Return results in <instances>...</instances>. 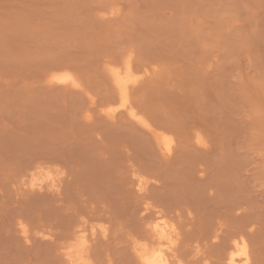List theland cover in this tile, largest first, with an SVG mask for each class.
<instances>
[{
    "label": "rangeland",
    "instance_id": "rangeland-1",
    "mask_svg": "<svg viewBox=\"0 0 264 264\" xmlns=\"http://www.w3.org/2000/svg\"><path fill=\"white\" fill-rule=\"evenodd\" d=\"M202 1H203V3H202ZM199 7H201L200 8L201 9L200 15L198 14L199 20L196 19V17H194L192 22L191 21L189 22V23H192L190 25V27L188 26L189 23H187V21H189V19H185L183 21V24L184 23H185V25L188 24L186 26H187V31H188L189 35H186L187 32L185 29V25H183V26L180 25L181 28L179 26L180 30L182 29L181 30L182 32L179 30L178 33L177 32L175 33V31H173L172 27L170 26L171 24H169L166 27H164L167 29L166 31L163 28V30H161V32L163 31V33H159L160 31L156 32L158 30V28L156 30V29H153L152 27H149L150 25L153 26L151 23H149V21H148L149 26H147L148 29L145 28L146 25H142L143 23H141V24L139 23L138 24L139 30L137 29L138 34H137V32H135L136 31V29H135L134 35H133V36H135L137 34L138 37L142 38V43H145L144 45H147V47L145 46V49L149 47V49H151L152 51L154 50L153 51V52H155L154 58L150 56V54L153 55L152 51L150 52L149 55L145 51V54L148 55V57L145 56L146 60L151 61L154 59L153 61H155V59L156 60L159 59V60H157L158 64H157V61L155 63L153 61H151V63L153 65L150 62L148 63V61H147V64L149 66L152 65L151 67L156 65L154 67V70L160 69L159 67H157V65L161 66L162 64H165V62L162 60L160 62L161 56H160V54L158 56L157 55L158 53L167 54V55H164L163 58H165L167 56L171 57L172 61L174 62V63L171 62L172 64H175L176 54L178 57L181 56V59L179 57L180 61L177 60L179 64H177V61H176V64L172 65L173 69L171 68V66H169L170 62L168 61V59H166L168 61V64H165L166 68H165V65L164 66L162 65L163 67H161V69H160V72H161L160 74L167 72L168 75L165 73V75L163 74L161 76L159 74V71H158L159 76L157 77V81H159V86H160L159 89H158V87H157V89L155 87L152 90L151 89L152 86H151L150 90L149 89L147 90V88H145V90H144L145 98L147 100V104L149 103L148 107H149L150 111L153 113L152 114L150 112V114H152V119L153 120L155 119L154 121H156V122H160V120L162 121L163 118L166 117V115H167L166 118H168V120L165 119L166 120L165 122L168 123V125H169V123L172 122L171 121L172 118L175 119V116H176V121H177V117L180 115L179 116L180 118L178 119V121L180 119H181V121L178 122V124L174 120L173 121L175 123L172 122L175 126V129H177L178 125L183 124L184 128H183V125L180 126V128H183V130L185 129V130H187V132H189V131H191L190 129H193V127H196V125L194 124V120H195L197 127L199 126V128H202V130L204 129L207 132L206 135L208 136V138H207L208 140L211 139L212 137H214L215 140H217V138H218V140L216 142L213 139H212L213 142H212V140H211V143L209 142L208 146H209V148H210V146H212V152H214V153H213V155H211V153H210L211 156L206 158V160L208 161L211 159V157H215L211 161V162H213V167L215 169L213 168V170H212V164H211V162L209 164V161H208V164H209L208 171L204 172L203 173L204 175H201L200 173H196V176H195V172L193 171V169L195 168L194 165H196L195 159L198 160L199 158H198V152H195V151H197L196 147L192 146V144L190 146H191V148L193 147V149H191L190 147L188 148L189 150H188L187 156H182V154L179 150L177 152H175V150H174L172 152L173 157L171 156L172 158L170 157V159H168L169 161L165 162L162 159V157L157 154L158 152H155L154 150L152 151L151 148L150 149L148 148L149 144H147L146 150L141 148V147L138 148L134 145H131V147L129 146L130 148H132V150H129L128 147H125L122 145H120V147H119L120 140L122 139L121 138L122 134L126 135V134H128V131L130 132L132 129L128 124L127 125H128V128H130V130L127 127L123 128L122 126L124 125V123H122L123 124L122 126H121V123H117V125L121 126V128L119 126L116 127L115 124L114 125H112V124L108 125L107 130L108 131L110 130L112 132L111 134L108 133V135H110V137H112V138L107 136V138L106 137L105 138H106V141L108 143H106V141L100 142V139H102V137L99 136V134H97V133L95 134V132H93L94 128L91 126H94L95 122H97V121H99V123H100V120H103V118L100 115H99L100 116L99 117L98 112H96V110H95V112L93 113L94 114V119H93L94 122L92 125H88V123H85V121L82 119V111L88 106V102H89L88 101L89 99L87 98V96L83 92H81L80 90L75 89V88H71V87L65 88V87L60 86V85H49V83H46V80L44 82L45 72L48 71V68L53 67V66L54 67L57 66V67H59V68H57V70H59V69L61 70L60 67H63V68L66 67L65 69H70L74 74L76 73L75 75L78 77L80 82L82 84H84V86L87 87L88 90L91 87L89 92L90 93L92 92V94H95L98 101H99V99H102V101H103L105 98H108V97L111 99L112 97H110V96L106 97L103 94L105 92L103 90V89H105V87L102 86V85H104V86L106 85L107 88L109 86H111L110 83L107 84L109 81H106V78H105L106 74L104 75V73H105L104 68H105L107 59H108V57L111 56L110 52H113L112 54H114V52L118 50V54H119L120 50L118 48H121L123 43L127 47L128 46L127 44H129L128 41L129 42L131 41V40H129V38H131L129 36V34L127 35L126 32L121 30V29H123L122 27H119L120 31L118 30L117 25H119V24L115 23L117 27H115V25H113L114 23H112V22L110 25L108 24L109 22L107 24L102 23L103 25H101L100 24L101 22L99 23V22L95 21V18L93 16L92 12L89 13L88 8L80 5V3H78L77 0H62V1L61 0H25V2H24V0H0V91H1V95H0V116H1L0 117V124H1V126H0V141H1L0 142V153H1L0 158L2 155L1 161H2V164H4V161H6V159H4V161H3V157H6V158L9 157L7 160V163L6 162L5 163L7 164L8 167L10 165V167L8 168L7 166L4 167L5 166V164H4V166H3L4 170H1L2 167H1V161H0V171H1L0 172L1 173L0 182H1V180H3V183L2 182L0 183V184H2L0 187V213H1L0 214V218H1L0 219V242H1L0 243V250H1L0 251V261H1L0 264H63V262L61 261L59 255H58L59 251H57L56 247H57V245L62 243V240H63V239L61 240L62 237L65 240V238H66L65 232L67 233L69 231L70 222L72 223V220L74 221L76 216H80V214L83 216L84 215L89 216L90 214H91V216L92 215L96 216L97 213L99 215V216L97 215L98 218L96 219V217L94 218L92 216L93 219L90 220L91 226H95V225L98 226L99 225L98 223H101L102 219H105V217H108L111 215L113 216V217L112 216L111 217L114 219V222L111 224V225H114L112 227V230L114 231V232L112 231L113 234L111 232L112 239L109 236L110 234H108V236L105 237V240L103 241L102 239H104V237H102V235L100 236L99 235L100 233L98 234L99 238L97 239V241L101 240L102 245L107 247V248L104 247L106 250L105 254L109 255L106 258L105 262L108 261V263H106V264H109V262H111L110 264H127V263L128 264H138L132 250H130V248H129L130 245L128 244V242H131V240H132L131 237L137 238L138 236H140L139 232L141 233L142 236H145L146 230H145V223H143L144 221L141 219V217H142L141 207L143 205V202H142V204L140 203L142 200L138 197L137 191L134 189L135 185L133 186V184H132L134 182H131V184L129 182V181H131V179H129V177L131 178L132 174H133L131 164H133L134 162L137 163L136 164L137 166H135L134 168L137 171H139L140 173L143 172L144 176L146 174V176H145L146 178L151 179L152 176H155V178H158V181L160 179L159 184H161V185L164 184V186H162V188L153 187L154 186V184H153L151 186V189H149V191H148V193L151 192V195L157 196L156 193L159 192L158 193V196H159L162 189H163L162 192L167 194V193H169L168 191H170V189H171L170 192L173 191L175 193V191H177L176 195L181 197L184 195L185 192L182 195L181 192L179 193V190L180 191L182 190V192H183V190H185L184 187L188 186V189L186 190L188 195L185 196L187 194L186 193L183 197L187 198L189 196V193H190V194H193L194 198L196 197L195 199H197L199 201L198 202L196 200L197 203L200 204V205L198 204V206H197V204H194L195 200L193 201L192 199L190 200V203L183 204L182 206H180L183 209L181 212H183L185 208H186L185 211L188 210V208H189V210L187 211L188 213L187 212L185 213V211L183 212L184 215L182 216V219L181 218H179L178 220L176 219V221L180 227V232H181V235H180L181 241L179 240L181 243H178V245L181 246L182 248H184V245L186 244L187 239L191 240V241H188L189 246H186L188 244V242L185 245L186 248H188V250L190 251V253L185 248L187 254L185 253V255L182 256V258L184 259L186 264H221L222 262L220 261V259H218L219 261L218 260L216 261V259L219 256L221 257V254L223 253V251H224V255H225L226 245H227V242H229V243L231 242L230 237L233 235L232 232L234 231V233H235V231H238L239 228L241 230H243V234H245L248 237L247 240L250 243L249 246H250V250H251L252 264H264V261H263L264 260V0H201V1H199ZM144 11H145L144 9H141L140 13H142ZM91 16H93V18ZM195 16H197V15H195ZM55 26H56V28H55ZM108 26H109V28H108ZM141 26H142V29H141ZM168 26H170L169 29H168ZM31 27H32V29H31ZM194 27L196 29H194ZM215 27H216V29H214ZM217 29H218V31H217ZM117 30H118V32H117ZM130 31H129V33L132 36V33ZM121 32L124 34H121ZM127 32H128V30H127ZM150 32L151 33L153 32V33L151 34ZM180 33H184V34L186 33L185 34L186 37H189V38L188 39L186 37H184L183 39L180 38V35H181ZM173 34H174V36H173ZM217 34H218V36H217ZM125 35H127V36H125ZM168 35H169V37H171L170 40H169ZM176 35H179V36H176ZM190 35H192L191 38H190ZM117 37H118V39H117ZM122 37H123V39H122ZM147 38H148V40H147ZM172 38H173V40H172ZM179 39H181V42H183V40H185V42H186V40H187V42H193V44L187 45V46H189L188 49L191 48L192 55H190L191 52L189 53V51H187V49H186V51H187L188 55L187 56L183 55V54H186L182 48L183 46L180 47V46L176 45V43H175V45L177 47L173 43H171L172 45H170V43H169L170 41L175 42L177 40V42H179ZM190 39H191V41H190ZM146 40H147V42H146ZM157 40H158V43H156ZM206 41L208 42L207 44H206ZM4 42H5V45H4ZM126 42H127V44H126ZM198 42H200L201 44ZM204 42H205V44H204ZM154 43H155V45H154ZM167 43H168V46H167ZM219 43H220V45H219ZM163 44H164V47H163ZM199 44L201 45V48L204 51L207 50V45H208V50L210 53L209 54L208 50H207L208 61L211 59H214L213 56L220 55L219 56V59H220L219 64H217L215 66L213 65L212 67L208 66V64H207V65H204V67H205L204 69L202 68L200 70L193 69V67L190 66L189 64L191 62L190 60H192V62H191L192 65L195 63V61L193 59V55L196 56L195 52L199 49L202 50L200 47H198ZM212 44L215 45L216 47L214 48V46ZM113 45H114V47H113ZM125 45H124V48H125ZM185 45H184V48H185ZM190 45H193V46H190ZM202 45L205 49L202 47ZM218 45H219V47H218ZM5 46H6V49L8 51L5 49ZM36 46H37V48H36ZM173 46L175 49H172ZM211 46H213V47L211 48ZM193 48H194V50H193ZM210 48L213 50L212 52H211ZM220 48H221V50H220ZM149 49H147L148 53H149V51H148ZM170 49H172V51L175 52L176 54L171 52ZM163 50L165 51V53ZM182 50L184 52H182ZM179 51H180V53H179ZM95 52H96V54H95ZM214 53H215V55H211ZM107 54H109V56ZM210 55H211V57H210ZM114 56H116L115 57L116 61H115V59H113L114 57H110L111 60L113 59V62H117V60L119 61V57H118L119 55L117 56V52H116V55L114 54ZM155 56L158 58H156ZM187 57L189 58L190 62L188 61ZM31 58H32V60H31ZM58 58H59V60H58ZM95 59H96V61H95ZM105 59H106V62H105ZM185 61H186L187 65L189 66V68L186 66ZM196 61H197V59H196ZM220 61H222V62H220ZM102 62H105V63L102 64ZM182 62H184L183 64H185L184 67L182 66L183 65ZM167 65H168V67H170L169 69H167ZM180 65H181V68H179ZM77 66H78V68H77ZM173 66H175L176 68ZM217 66H219L218 69H217ZM197 67L199 68V65H197ZM73 68H74V70H73ZM155 68H157V69H155ZM185 68H187L186 71H185ZM212 69H213V71H211ZM190 70H191V72L194 70L195 74L194 73H190L191 75L189 73L187 74V72H189ZM202 70H208V71L205 72ZM103 71H104V73H103ZM150 71L152 73V74H150L151 75L150 77H152L154 75L155 71L154 72L152 70H150ZM173 71H174V73H173ZM196 71L198 73L197 74L198 76L196 75ZM17 72H18V74H17ZM176 72L178 74V75L176 74L177 76H175ZM10 73L13 75L12 76V77H14L13 79H12V77H10V75H11ZM181 73L184 75L185 79ZM199 73H201V74L199 75ZM204 73H205V75H204ZM214 73H216V74L214 75ZM156 74H157V72H156ZM103 76H105V77H103ZM160 76H161V79L163 78V76H167V77L163 78V80H161V79H159ZM42 78H44V79H42ZM195 78H196V82L194 81ZM200 79H202V80H200ZM42 80H43V82H42ZM155 80H156V77H155ZM155 80H154V82H155ZM197 80L200 81L199 84H198ZM210 80L212 81V83ZM98 81H99V83H98ZM105 81H106V83H105ZM162 81L164 83H162ZM180 81H181V83H183L182 85H181ZM189 81L195 82L194 85H192V83L190 82L192 85L191 88H190L191 85H190ZM206 81L208 84L206 83ZM169 82L171 83V85L168 84ZM100 83H101V86H100ZM231 83H233V84H231ZM9 84H10V86H7ZM162 84H164V85L162 86ZM174 84H175V86L177 85V89H176V87H174ZM184 84H185V86H184ZM27 85H28V87H27ZM98 85H99V87H98ZM172 85H173L175 90L173 89ZM195 85H196L197 91L199 92V90H200V92H202V94H200V92H199V95L200 96L202 95V98L200 96H198V92L196 91ZM203 85H204V87L206 86L204 89H202ZM95 87H96V89H95ZM101 87H103V88H101ZM198 87H199V90H198ZM5 88H7V89H5ZM109 88H108V90L106 89V93H108V91H109V94H110ZM229 88H231V89H229ZM94 89H95V91H94ZM101 89H102V92H101ZM160 89L162 90V93L160 92L161 91ZM206 89H208L207 92H206ZM98 90L100 91V94H99ZM22 91H23V93H22ZM153 91H155V94L153 93ZM80 92L83 94H81ZM156 92H157L158 96L156 95ZM168 92H170V95H172L171 98L173 97V95L176 94V96H175L176 98L174 99V101H176V103L173 102L174 108L171 105L172 101H169L168 106H164V105L168 104V101L166 104V103H163L161 100L162 97H164V95L167 97V95L169 94ZM73 93H75V95ZM146 93H147V95H146ZM159 93L162 96H159L160 95ZM204 93H205V96H204ZM247 93L250 95H248ZM109 94H107V95H109ZM3 95H4V97H3ZM214 95H216L215 99H214ZM246 95L249 97H247ZM211 96H213V98ZM156 97H158V98L155 101ZM159 97H161V98H159ZM218 97H219V99H218ZM227 97H228V100H227ZM5 98H7V100ZM8 98H9V100H8ZM150 98H151V100H150ZM26 99H27V101H26ZM40 99H41V101H40ZM45 99L48 103L45 102ZM168 99H170L169 96H168ZM177 99L180 100L179 101L180 104L178 103ZM182 99H184V101ZM208 99H209V101H207ZM36 100H37V102H36ZM112 100H114V99H112ZM160 100H161V102H160ZM219 100H220V102H219ZM186 101H188V104ZM203 101H205V102H203ZM110 102L113 105H115L111 100H110ZM114 102L116 104L118 103V101H116V100H114ZM194 102H196V104H194ZM200 102H201V104H200ZM208 102H211V103H208ZM184 103H185V105H183ZM197 103L199 105V108L196 107ZM6 104H7V106H6ZM11 104H12V106H11ZM79 104H80V106H79ZM230 104H232V105H230ZM34 105H36V109H35ZM45 105H46V107H45ZM189 105L192 108H190ZM208 105H210V106H208ZM151 106H153L155 108L152 109ZM157 106H158V108H157ZM176 106H178V107L176 108ZM180 106H181V108L183 107V109H181ZM213 106L215 107L216 110L214 109ZM3 107H4V109H3ZM159 107L161 108V110H159ZM184 107H187L189 111L186 110V108H185V111H186L185 112ZM81 108L82 109L84 108V109L82 110ZM172 108H173L174 112H173ZM230 108H231V110H230ZM212 109H213V112H212ZM162 110L164 111V115L162 114L163 113ZM198 110H199V112H198ZM167 111L170 112L169 115H168ZM203 111H204V113H203ZM157 112H158V114H156ZM181 112H182V115H181ZM197 112L199 115H196ZM207 112H209V113L207 114ZM193 113H195V114H193ZM63 114H64V116H63ZM172 114H173V116H172ZM203 114H205V115H203ZM209 114H210V116H208ZM213 114L215 116H213ZM155 115H156V117H155ZM157 115H158V117H157ZM160 115H161V117H159ZM195 115H196V119H195ZM4 116H5V118H4ZM60 116L62 117V119L60 118ZM199 116H201V119H204V121H206V125L204 123H202L201 120H200V123H198V121L200 119ZM204 116H207L208 118L204 117ZM68 118H69V120H68ZM157 118H159V119H157ZM169 118H170V121H169ZM191 118H193L194 120L192 119V121H191ZM206 118H207V120L208 119L209 120L207 121ZM60 119H61V121H60ZM228 119H229V122H228ZM51 120H53V121H51ZM122 120H124V119L120 118V121L118 119L119 122H121ZM209 121H210V123H209ZM218 121H219V123H218ZM163 122H164V120H163ZM165 122H164V124H162L163 126H166ZM53 123L55 125H57V128H58L57 132H55L54 134L57 135L56 133H58V135H59V132H60V135L56 136L57 141L55 142V146L59 147V148H56L55 146L53 147L51 144V143H53V141L50 138L51 135L48 131V128H49V130H52L51 134H53V127L52 128L50 127L51 125L54 126ZM75 123H76V125H75ZM207 123H209V125H211L212 127H206V126H209ZM37 124H38V126H37ZM160 124H161V122H160ZM175 124H177V127ZM13 127H15V128L13 129ZM166 127L168 128V126H166ZM10 128H12V131ZM91 128H93V129H91ZM115 128H117V129H115ZM118 128H119V131H118ZM170 128L174 129L173 125L170 126L169 129ZM180 128L178 127L179 130H181ZM35 129H38V130H36L37 134H35ZM59 129H61V130L63 129L62 134H61V131ZM175 129H174V131H175ZM216 130L218 132L214 134L213 132H215ZM10 131H11V133H10ZM31 131H32V133H31ZM176 131L174 133L177 134ZM45 132H46V137H48L47 133L49 135L48 139L44 138ZM115 132H116V134H115ZM120 132H122V134L121 135L119 134L117 137V134ZM208 132L211 134L213 133V136H211V134L209 135ZM71 133H72V135H71ZM80 133L82 134L83 137L81 136ZM106 134H107V132H106ZM39 135H40V137H39ZM65 135H66V137H65ZM78 135H79V139L81 138L80 140L77 137ZM218 135H220V137H218ZM34 136L36 138H34ZM60 136H61V138H60ZM70 136H71V138H70ZM94 136L96 139L93 138ZM139 136L142 137V141L145 142V140H146L145 136L143 134H139ZM86 137L89 139V140L87 139L88 143L86 142V140H84V139H86ZM119 137H120V139H119ZM176 137H177V135H176ZM37 138H39V139L41 138V139L38 140ZM49 138H50V140H49ZM62 138H63V140H62ZM222 138H223V140H222ZM229 138H230V140H229ZM72 139H74V140L72 141ZM176 141H177V138H176ZM118 142H119V144H118ZM178 142H179V140L176 142V145L178 144ZM218 142H219V144H218ZM30 143H31V146H30ZM69 143L72 145H70ZM98 143H100V144H98ZM116 143H117V146H116L117 151H115V149H114V147H115L114 144H116ZM213 143L216 145H213ZM104 144L107 145L106 148H105ZM88 146H90V147L88 148ZM133 146H134V149H133ZM33 147H35L36 149L35 148L33 149ZM48 147H50L51 149L50 148L48 149ZM97 147H98V149H96ZM52 148H53V151H52ZM109 148L111 150H109ZM136 148H137V150H136ZM37 149H38V151H37ZM55 149H56V153L54 156L53 152L55 151ZM139 149L141 150V153H140ZM33 150H34V152H33ZM46 150H47V152L49 151V153L50 152L51 153L50 154L46 153ZM147 150L149 152H147ZM36 151H37V153H39V152L46 153L45 154L46 158L47 157L49 158V155H51V157H53V159H51V160H53V161H51L52 162L51 165H49L50 163L48 164L51 170H53V171L54 170L58 171V169H59V171L62 170V172L64 174L63 176L65 178H66V174H67L66 180L64 181V183L62 182L61 190L63 191V194H62V192H61V194L60 193L56 194L55 191H52V189H50L47 186L44 187L42 190L36 189V192H37L36 193L34 190H31V192H30L29 188H31V187L29 185H26V187L24 188V187H19V185H17V186L15 184L13 185V183H9V179H7V178H9V177L11 178L13 173L19 168V166H16L15 163L17 165H19L20 162L23 163L24 161L29 159L28 157L31 154L36 153ZM59 152H60V154H59ZM135 152H138L141 155L139 156V154L137 155V153H135ZM145 152H146V154L147 153L148 154L153 153V155H151V156L146 155L147 156V158H146V156H144ZM124 153H126L125 156H124ZM130 153H134V156H132L133 159L131 158L132 159L131 161H129V157L127 158L128 154H130ZM28 154H29V156H27ZM106 155H107V157H106ZM136 155L139 157L137 158ZM111 156H112V158H111ZM154 156L156 157L157 160L155 159ZM148 157L150 160L155 159L158 163V164L156 163V165H158V166L161 165L160 167H163L164 172L157 169V174L154 173V169H151L150 167L147 166L148 162L146 163V161H147L146 159H148ZM93 158H94V160H93ZM140 158H142V160ZM120 160H121V162H120ZM161 160H162V162H161ZM47 161L50 162V158ZM123 161H124V165H123ZM100 162H103V163H100ZM165 164H166V166H165ZM225 164H226V166H224ZM55 165H57V166L59 165L58 169H57V166H55ZM205 166H207V165H205ZM11 167H14L15 169L14 168L10 169ZM16 167H17V169H16ZM53 167H56V169H53ZM110 167L112 169H108ZM218 167H220V168H218ZM116 168H117V170H116ZM234 168H235V170H234ZM7 169H8V171H7ZM11 170H12V172L10 173ZM63 170H66L65 171L66 174L64 173ZM70 170H71V172H70ZM96 170H98V171L105 170L106 175H109V177H112L111 176V174H112L115 178L114 174H116L118 176V177L116 176L117 180L120 178L119 184L121 183V185L122 184L124 185V186L123 185L121 186V188L124 187V190H122L121 198H122L123 194L126 198L125 200L123 199V201L121 200V202L119 201L118 202L119 204L116 205V209L118 207L120 209L119 208L117 210L114 209L116 203H113L114 204L113 207H112V203H110L111 205L109 204L110 206H106L104 209L102 206V209H100V212L99 211L95 212L93 210V206H96V202L93 199V196H95V193H94V191L92 192V188H89L92 186V185L90 186L89 184H91L90 181H92V179H94V175H95ZM98 171H96V173H98ZM118 171H119V173H118ZM165 171L167 172L166 174H168V176L166 177L164 175V177H166L164 179L163 177L161 178L160 175L163 176ZM110 172H111V174H110ZM158 172H159V174H158ZM211 172L213 175L211 174ZM209 173L211 176L209 175ZM71 174H72V177L76 181H74L73 178H71ZM89 174L90 175L92 174L93 176L92 175L90 176ZM186 174H187V176H186ZM87 175H89V176H87ZM171 175H173V176H171ZM1 176H2V178H1ZM3 176H4V178H3ZM150 176H151V178H149ZM197 177L199 178V180L197 179ZM127 178L129 181L127 180ZM185 178H186V180H185ZM200 178H201V180H200ZM211 178H212V180H211ZM68 180H69V183H68ZM117 180H116V183L114 185H116L118 183ZM165 180H166V182H165ZM215 180H216V183H215ZM150 181L152 183L157 184V186H158V183L155 182L154 177ZM211 183H213V184L211 185ZM87 185H88V188H87ZM107 185H108L107 188L110 187V189H112L114 187L113 184H112L113 185L112 187L109 184H107ZM198 185H199V187H198ZM130 186L132 187V189H130L131 188ZM191 186H192V188H191ZM211 186L215 187V188H213L214 190L211 188ZM167 187L169 188V190L167 189ZM173 187L175 188V190ZM200 187L202 188V190ZM181 188H184V189H181ZM90 189H91V191H90ZM204 189H205V191H204ZM221 189H223V190H221ZM17 190H18V192H17ZM190 190H192V191H190ZM197 190H198V192H197ZM89 191H90V194H89ZM120 191H121V189H120ZM86 192L89 195L86 194ZM10 193H11V195H10ZM55 194H56V197H55ZM127 194H129V195H127ZM90 195H92L91 196L92 198L90 197ZM174 195L175 194H173V196ZM83 196H84V198H83ZM190 196L192 198V195H190ZM190 196H189V198H190ZM56 198H57V200H56ZM82 199H84V200L82 201ZM86 199H87V201H89L88 204L90 207L87 205V201L85 202ZM127 199H128V201H127ZM204 199H205V201H204ZM219 199H220V201H219ZM30 200H31V202H30ZM90 200H91V202H90ZM131 200H132V202H131ZM20 201L22 203H20ZM128 202H130V207L125 206L126 203L129 205ZM138 202H139V204H138ZM83 203H85L86 205ZM203 203H205V204H203ZM236 203L240 207L235 208ZM191 205L193 206L194 210H193ZM201 205H203V206L201 207ZM229 205H230V207H229ZM76 206L78 209L76 208ZM87 206H88V208H87ZM137 206H139V207L141 206V207L140 208L138 207V209H137ZM134 207L136 208V210ZM74 208H75V210H74ZM83 208H85V209H83ZM106 208H107V210H106ZM124 208H125V211H124ZM69 209H70V211L73 210V212H72L73 214L72 213L70 214ZM76 209H77V211H76ZM82 209H83V211H82ZM108 209H109V211L111 209V211H110L111 213H109ZM24 210H26V211L24 212ZM89 210L91 213L88 212ZM114 210H115V212H114ZM78 211L80 212V214ZM138 211H140V213H138ZM189 211L190 212L192 211V212L190 213ZM21 212L23 214L26 213L25 216ZM77 212H78V215H77ZM94 212L96 215L94 214ZM117 212H119V213L117 214ZM20 213L22 214V217H21L22 220L26 224H28V226L31 228V231L33 230L31 233V237H32L31 242L30 241L27 242L25 240V238H23L22 233L20 232V227L18 225L19 219H16L17 214H20ZM64 213H66V214H64ZM70 215H72V216H70ZM102 216H105V217L102 218ZM33 218H34V221H33ZM94 219H96V221ZM140 219L143 222H141ZM122 221L124 222V224ZM116 222H118V223H116ZM3 223H6V224H3ZM42 225H43V227H42ZM229 225L231 226V228L229 227ZM46 226H48V227H46ZM238 226H240V227L238 228ZM36 227L39 229L43 228L42 229L43 232H41L42 234L37 233V230L32 229V228H36ZM123 227H125V228H123ZM10 229H11V231H10ZM116 229L117 230L119 229V230L117 231ZM221 229H222V231L220 233ZM110 230H111V228H110ZM189 230H190V232H189L190 237H188V231ZM215 231H218V233L221 235L216 239L213 238V233ZM62 232H63V235H62ZM109 233H110V231H109ZM192 236H193V238H192ZM100 237H102V238H100ZM54 238H55V240H54ZM35 239L37 242L35 241ZM106 239H108V241H106ZM126 239L128 240V242L124 243L123 241H126ZM11 241H13V242H11ZM46 241H47V243H46ZM212 241H214L215 243L214 242L212 243ZM26 243H27V245H26ZM99 243H100V241H99ZM103 243H105V244H103ZM183 243H184V245H182ZM16 245H17V247H16ZM126 245L128 247H126ZM110 246H112V247H110ZM109 247H110V249H109ZM124 247H126V248H124ZM182 248H180V251ZM189 248H191V249H189ZM197 248H198V250H197ZM199 249L201 250V252L199 251ZM197 251H198V255L196 253ZM182 252H184V251L182 250ZM182 252H180L181 255H182ZM14 255H15V258H14ZM29 255H30V257H29ZM201 255H202V258L203 257L207 258V256H208L210 260L208 259V262L206 260H203L202 258H201V260H199ZM132 256H134V258ZM57 258H58V260H57ZM123 258H124V260L127 259L126 263H125V261H123ZM53 259H55V260H53ZM196 260H197V262H196ZM57 261H58V263H57ZM54 262H56V263H54ZM103 264H105V263H103Z\"/></svg>",
    "mask_w": 264,
    "mask_h": 264
},
{
    "label": "bare ground",
    "instance_id": "bare-ground-1",
    "mask_svg": "<svg viewBox=\"0 0 264 264\" xmlns=\"http://www.w3.org/2000/svg\"><path fill=\"white\" fill-rule=\"evenodd\" d=\"M62 1V0H61ZM78 1V3H80V5H82V6H84V7H86V8H88V10H89V13L90 12H92V14H93V16H94V18H95V21H97V22H101L100 24L101 25H103L102 23H105V24H107L108 22V24L110 25L111 24V22L112 23H114L113 25H115V27H117L118 26V30L120 31V28L119 27H122L123 29H121V30H123L124 32H126L127 33V35L129 34V36L131 37V38H129V40H131L130 42L128 41V43L129 44H127V42H126V44L128 45L127 47H126V45L123 43V45H122V47L121 48H118L119 50H120V53L118 54V50L117 51H115L114 52V54L116 55V52H117V56L119 57V61L117 60V62H113V59H115V61H116V56H114V54H112L113 52H110V57H114L112 60H111V58L110 57H108V59H107V62H106V59H105V62H106V65H105V73H104V71H103V73H104V75L106 74V77L105 76H103V77H105L106 78V81H109L107 84H109L110 83V85L111 86H109L108 88H109V90H110V94H109V91H108V93H106V89L108 90V88H107V86L105 85H102L103 87H105V89H103L105 92L103 93L106 97H108V96H110V97H112L111 99L108 97V98H105L103 101H102V99H99V101L97 100V98H96V96H95V94H92V92L90 93L89 91H90V89H91V87H90V89L88 90L87 89V87L86 86H84V84H82L81 82H80V80L78 79V77L70 70V69H65V68H63V67H60L61 68V70L59 69V70H57V68H59V67H50V68H48V71H44L45 72V79L44 78H42V79H44V82H45V80H46V83H49V85H60V86H63V87H65V88H67V87H71V88H75V89H78V90H80L81 92H83L86 96H87V98L89 99L88 101V106L83 110L82 108V119L85 121V123H88V125H92L93 124V122H94V112H95V110H96V112H98V116L100 115L102 118H103V120H100V123H99V121H97V122H95V127L94 126H91V127H93V128H91V129H93V132H95V134L97 133V134H99V136H101L102 137V139H100V142L102 141V142H105L106 141V138H107V136L108 137H110V135H108V133H112L110 130V132L107 130V128H108V125H110V124H112V125H114L115 124V126L116 127H118L119 125H117V123H121V126L123 125L122 123H124V125L122 126L123 128H125V127H127L128 128V125L132 128L131 129V131L129 132L128 131V134H126V135H124V134H122V132H120V133H118L117 134V137H118V135L120 134H122V136H121V140H120V144H119V142H118V144H119V147H120V145H122V146H125V147H128L129 148V150H132V148H130L131 147V145H134V146H136V147H141V148H143V149H147V144H149V146H148V148L150 149L151 148V150L153 151H155V152H158L157 154L159 155V156H161L162 157V159L166 162H168L169 160L168 159H170V157L173 155V151L175 150V152H177L178 150L181 152V154H182V156H187V154H188V148L190 147L191 148V144H192V146H195L196 147V150L197 151H195V152H198V160L197 159H195V164L196 165H194L195 166V170L193 169V171L195 172V176H196V173H200L201 175H204L203 173L204 172H207L208 171V169H209V164H210V162L213 160V158H215V157H211V159L210 160H208L209 161V164H208V161L206 160V158H208V157H210L211 155H213V153L214 152H212V146H210V148H209V142L211 143V140L213 139V140H215L214 139V137H212L211 139H207L208 138V136L206 135V131L203 129L202 130V128H199V126L197 127V124H196V122H195V120L193 119V118H191V121H192V119L194 120V124L196 125V127H193V129H190L191 131H189V132H187V130H183V128H184V125H183V128H180V126H182L181 124L180 125H178V127L181 129V130H179L178 129V127H177V124H178V122H180L181 121V119L178 121V119L180 118L179 116L177 117V121H176V116H175V119L174 118H172L171 119V121L173 122V123H175V122H177V124H175L176 125V127H177V129H175V126H174V124L171 122V123H169V125L170 126H172L173 125V128L175 129V131L177 132V134L176 133H174L175 131H174V129H172V128H170L169 129V125H168V123H166L165 121V119H167L168 120V118H166L167 117V115H166V117H164L163 118V120H164V122L166 123V126H168V128L166 127V126H163L162 124H164V122H163V120L161 121L160 120V122H161V124H160V122H156V121H154L153 119H152V112L150 111V109H149V107H148V104H147V100H146V98H145V92H144V90H145V88H147V90L149 89L150 90V87H151V89L153 90V88H155L156 87V89H157V87H158V89L160 88V86H159V81H157V77L159 76V74L161 73L160 72V69H161V67H163L165 64H168V61L170 62V64H169V66H171V68H172V65H175L176 64V61L177 60H179V57H180V59H181V56H177V54L175 53V52H173L172 51V49H175L174 48V46L172 47V49H170V51L171 52H173V53H175L176 54V60H175V64H172V63H174L173 61H172V59H171V57H165V58H163V56L164 55H167V54H161V53H156L158 56H159V54H160V56H161V59H160V62H161V60L162 61H164L165 62V64H162L161 66L159 65H157V67H159L158 69L159 70H154V67L156 66H153V67H151L153 64L151 63V61H153V60H146V57L145 56H147L148 57V55L150 54V52L152 51L151 49H149V47L148 48H146L145 49V46L147 47V45H144L145 43H142V38L141 37H138L137 36V34H138V31H137V29H138V27H139V23L141 24V23H143L142 25H146L145 26V28H147L148 29V27L147 26H149V23H151L153 26H149V27H152L153 29H156L157 30V28H158V30L156 31V32H159V33H163V31L161 32V30H163V28L164 27H166L167 25H169V24H171L170 26L172 27V29H173V31H175V33L177 32H179V30H180V28H181V26L180 25H185V23L183 24V21L185 20V19H189V21H187V23H189L190 21L192 22V20L194 19V17H196V19H198L199 20V18H198V16L200 15V12H201V7H199V1H201V0H77ZM4 2V1H3ZM24 2H25V0H24ZM10 3V2H9ZM198 3V4H197ZM202 3H203V1H202ZM7 9V8H6ZM22 9V8H21ZM43 9V8H42ZM46 9V8H45ZM83 9V8H82ZM141 9H144L145 11L144 12H142V13H140V10ZM65 10V9H64ZM37 11V10H36ZM85 11V10H84ZM199 14V15H198ZM28 15V14H27ZM195 15H197V16H195ZM203 15V14H202ZM93 16H91L92 18H93ZM80 17V16H79ZM202 17V16H201ZM43 19V18H42ZM197 20V21H198ZM30 21V20H29ZM55 21V20H54ZM148 21H149V23H148ZM22 22V21H21ZM88 22V21H87ZM147 22V23H146ZM182 24H181V23ZM186 22V21H185ZM41 23V22H40ZM119 24V25H117L116 26V24ZM180 23V24H179ZM197 23V22H196ZM148 24V25H147ZM192 23H189V25L188 24H186V25H188L189 27H190V25H191ZM21 25V24H20ZM52 25V24H51ZM99 25V24H98ZM185 25V29H186V32H187V34L186 35H189V33H188V31H187V26ZM25 26V25H24ZM170 26H168V29L170 28ZM179 26H180V28H179ZM40 27V26H39ZM53 27V26H52ZM156 27V28H155ZM55 28H56V26H55ZM108 28H109V26H108ZM114 28V27H113ZM31 29H32V27H31ZM49 29V28H48ZM70 29V28H69ZM111 29V28H110ZM135 29H136V31H135ZM141 29H142V26H141ZM165 29V31L167 30L166 28H164ZM194 29H196L195 27H194ZM193 29V30H194ZM214 29H216V27L214 28ZM52 30V29H51ZM115 30V29H114ZM118 30H117V32H118ZM127 30H128V32H127ZM131 30V31H130ZM139 30V29H138ZM182 30V29H181ZM180 30V31H181ZM25 31V30H24ZM31 31V30H30ZM122 31V32H123ZM129 31L132 33V36L134 35V31L135 32H137V34L135 35V36H131V34L129 33ZM185 31V30H184ZM192 31V30H191ZM216 31V30H215ZM217 31H218V29H217ZM216 31V32H217ZM84 32V31H83ZM116 32V33H117ZM121 32V34H124V33H122ZM140 32V31H139ZM182 32V31H181ZM203 32V31H202ZM42 33V32H41ZM114 33V32H113ZM145 33V32H144ZM148 33V32H147ZM151 33V32H150ZM153 33V32H152ZM151 33V34H152ZM174 33V32H173ZM40 34V33H39ZM118 34V33H117ZM120 34V35H121ZM170 34V33H169ZM181 34V35H180ZM179 35H180V38H184V37H186V35L184 34V33H180ZM215 34V33H214ZM127 35H125V36H127ZM160 35V34H159ZM179 35H176V36H179ZM197 35V34H196ZM49 36V35H48ZM128 36V37H129ZM172 36V35H171ZM173 36H174V34H173ZM191 36L192 35H190V38H191ZM216 36V35H215ZM217 36H218V34H217ZM168 37H169V35H168ZM167 37V38H168ZM200 37V36H199ZM115 38V37H114ZM125 38V37H124ZM141 38V39H140ZM176 38V37H175ZM174 38V39H175ZM187 39L189 38V37H186ZM185 38V39H186ZM216 38V37H215ZM104 39V38H103ZM117 39H118V37H117ZM122 39H123V37H122ZM171 39V37H169V40ZM80 40V39H79ZM145 40V39H144ZM147 40H148V38H147ZM147 40H146V42H147ZM150 40V39H149ZM172 40H173V38H172ZM189 41V40H188ZM190 41H191V39H190ZM202 41V40H201ZM103 42V41H102ZM122 42V41H121ZM167 42V41H166ZM169 42V41H168ZM20 43V42H19ZM46 43V42H45ZM49 43V42H48ZM156 43H158V40L156 41ZM165 43V42H164ZM170 43V45H172L171 43H173L174 45H175V43H176V45H178V46H183L182 48H183V50L185 51V53L186 54H183V55H188V53H187V51H189V53H190V55H192V51H191V48L190 49H188V47L189 46H187L188 44H193V42H187V40H186V42H185V40H183V42H181V39H179V42H177V40L175 41V42H172V41H170L169 42ZM196 43V42H195ZM198 43H200V42H198ZM197 43V44H198ZM208 42L206 41V44H207ZM133 44V45H132ZM185 45V48H184V45ZM201 44V43H200ZM198 45V47H200L201 48V45ZM204 44H205V42H204ZM4 45H5V42H4ZM124 45H125V48H124ZM154 45H155V43H154ZM157 45V44H156ZM175 45V46H176ZM213 45V44H212ZM219 45H220V43H219ZM219 45H218V47H219ZM15 46V45H14ZM39 46V45H38ZM45 46V45H44ZM120 46V45H119ZM159 46V45H158ZM167 46H168V43H167ZM190 46H193V45H190ZM195 46V45H194ZM214 46V48L216 47L215 45H213ZM213 46H211V48L213 47ZM18 47V46H17ZM16 47V48H17ZM113 47H114V45H113ZM160 47V46H159ZM163 47H164V44H163ZM171 47V46H170ZM177 47V46H176ZM197 47V46H196ZM195 47V48H196ZM202 47H203V45H202ZM210 47V46H209ZM36 48H37V46H36ZM47 48V47H46ZM204 48V47H203ZM210 48V49H211ZM5 49H6V46H5ZM15 49V48H14ZM55 49V48H54ZM147 49H149L148 51H149V53L147 52ZM177 49V48H176ZM186 49H187V51H186ZM202 49V48H201ZM205 49V48H204ZM7 50V49H6ZM19 50V49H18ZM22 50V49H21ZM182 50V52H184ZM193 50H194V48H193ZM207 50H208V45H207ZM207 50L206 51H204L203 49L202 50H197L196 52H195V54H196V56H194L193 55V59H194V61H195V63L192 65L191 64V62H192V60H190L189 61V58H188V61L190 62V66H192L193 67V69H198V70H200V69H204L205 67H204V65H207L208 64V66H210V67H212L213 65L215 66V65H217V64H219V56L220 55H215V53L214 54H211V55H215V56H213V58L214 59H211V60H209L208 61V53H209V50H208V53H207ZM215 50V49H214ZM220 50H221V48H220ZM8 51V50H7ZM33 51V50H32ZM145 51H146V53L148 54V55H146L145 54ZM154 51V50H153ZM152 51V53H153V55L152 54H150V56L151 57H153L154 58V55H155V52H153ZM158 51V50H157ZM164 51V50H163ZM162 51V52H163ZM176 51V50H175ZM213 50L211 49V52H212ZM177 52V51H176ZM9 53V52H8ZM26 53V52H25ZM106 53V52H105ZM109 53V52H108ZM164 53H165V51H164ZM179 53H180V51H179ZM40 54V53H39ZM47 54V53H46ZM95 54H96V52H95ZM210 54V53H209ZM98 55V54H97ZM108 56H109V54H107ZM156 55V56H157ZM172 55V54H171ZM211 55H210V57H211ZM3 56V55H2ZM84 56V55H83ZM155 56V57H156ZM7 57V56H6ZM156 58H158V57H156ZM216 58V59H215ZM57 59V58H56ZM148 59V58H147ZM166 59H168V61L166 60ZM183 59V58H182ZM196 59H197V61H196ZM230 59V58H229ZM6 60V59H5ZM31 60H32V58H31ZM58 60H59V58H58ZM157 60H159V59H157ZM156 59H155V61H153L154 63L157 61ZM166 60V61H165ZM56 61V60H55ZM63 61V60H62ZM95 61H96V59H95ZM147 61H148V63L150 62L152 65L151 66H149L148 64H147ZM180 61V60H179ZM233 61V60H232ZM98 62V61H97ZM105 62H102V64L103 63H105ZM172 62V63H171ZM220 62H222V61H220ZM181 63V62H180ZM184 62H182V64H183ZM23 64V63H22ZM157 64H158V61H157ZM177 64H179L178 63V61H177ZM185 64H186V66L189 68V66L187 65V63H186V61H185ZM185 64H183L182 66L184 67V65ZM14 65V64H13ZM197 65H199V68L197 67ZM231 65V64H230ZM235 65V64H234ZM7 66V65H6ZM20 67V66H19ZM173 67H175V66H173ZM218 67L219 66H217V69H218ZM33 68V67H32ZM63 68V69H62ZM77 68H78V66H77ZM165 68H166V65H165ZM170 67H168V65H167V69H169ZM176 68V67H175ZM179 68H181V65L179 66ZM215 68V67H214ZM223 68V67H222ZM221 68V69H222ZM227 68V67H226ZM2 69V68H1ZM4 69V68H3ZM10 69V68H9ZM94 69V68H93ZM103 69V70H104ZM155 69H157V68H155ZM163 69V68H162ZM173 69V68H172ZM191 69V68H190ZM6 70V69H5ZM15 70V69H14ZM31 70V69H30ZM44 70V69H43ZM73 70H74V68H73ZM150 70H152L153 72L155 71V73H154V75L152 76V77H150L151 75L150 74H152L151 73V71ZM180 70V69H179ZM182 70V69H181ZM187 70V68H185V71ZM224 70V69H223ZM4 71V70H3ZM158 71H159V74H158ZM168 71V70H167ZM202 71H208V70H202ZM210 71V70H209ZM211 71H213V69L211 70ZM156 72H157V74H156ZM169 72V71H168ZM178 72V71H177ZM177 72L175 73V76H177L178 74H177ZM3 73V72H2ZM14 73V72H13ZM89 73V72H88ZM165 73L167 74V72H164L163 74L165 75ZM172 73V72H171ZM173 73H174V71H173ZM190 74V73H194L195 74V72H194V70L191 72V70L189 71V72H187V74ZM7 74V73H6ZM9 74V73H8ZM11 74V73H10ZM17 74H18V72H17ZM16 74V75H17ZM163 74H160L161 76L163 75ZM177 74V75H176ZM182 74V73H181ZM198 73H197V71H196V75H197ZM201 73H199V75H200ZM216 73H214V75H215ZM95 75V74H94ZM93 75V76H94ZM168 75V74H167ZM172 75V74H171ZM180 75V74H179ZM183 75V74H182ZM191 75V74H190ZM204 75H205V73H204ZM213 75V76H214ZM232 75V74H231ZM13 75L11 74L10 75V77H12ZM15 76V75H14ZM19 76V75H18ZM42 76V75H41ZM44 76V75H43ZM92 76V77H93ZM161 76H160V78L159 79H161ZM198 76V75H197ZM225 76V75H224ZM235 76V75H234ZM239 76V75H238ZM241 76V75H240ZM155 77H156V80H155ZM167 76H163V78H166ZM173 77V76H172ZM171 77V78H172ZM183 77H184V75H183ZM9 78V77H8ZM14 77H12V79H13ZM21 78V77H20ZM98 78V77H97ZM163 78L161 79V80H163ZM174 78V77H173ZM199 78V77H198ZM209 78V77H208ZM216 78V77H215ZM226 78V77H225ZM233 78V77H232ZM96 79V78H95ZM108 79V80H107ZM183 79V78H182ZM184 79H185V77H184ZM241 79V78H240ZM97 80V79H96ZM99 80V79H98ZM154 80H155V82H154ZM190 80V79H189ZM192 80V79H191ZM200 80H202V79H200ZM213 80V79H212ZM218 80V79H217ZM28 81V80H27ZM106 81H105V83H106ZM172 81V80H171ZM176 81V80H175ZM188 81V80H187ZM195 82H196V78H195V80H194ZM198 81V80H197ZM211 81V80H210ZM225 81V80H224ZM4 82V81H3ZM18 82V81H17ZM42 82H43V80H42ZM179 82V81H178ZM191 81H189V83H190ZM195 82H191L192 83V85H194V83ZM199 82L200 81H198V84H199ZM219 82V81H218ZM98 83H99V81H98ZM162 83H164L163 81H162ZM180 83H181V81H180ZM191 83H190V85H191ZM206 83H207V81H206ZM211 83H212V81H211ZM220 83V82H219ZM4 84V83H3ZM169 85H171V83L169 82L168 83ZM167 84V85H168ZM179 84V83H178ZM183 83H181V85H182ZM186 84V83H185ZM185 84H184V86H185ZM201 84V83H200ZM208 84V83H207ZM231 84H233V83H231ZM164 84H162V86H163ZM168 85V86H169ZM189 85V86H190ZM192 85L190 86V88L192 87ZM197 85V84H196ZM196 85H195V88H196ZM226 85V84H225ZM7 86H10V84L9 85H7ZM12 86V85H11ZM21 86V85H20ZM44 86V85H43ZM100 86H101V83H100ZM154 86V87H153ZM187 86V85H186ZM188 86V87H189ZM198 86V85H197ZM215 86V85H214ZM27 87H28V85H27ZM52 87V86H51ZM57 87V86H56ZM55 87V88H56ZM98 87H99V85H98ZM103 87H101V88H103ZM149 87V88H148ZM172 87H173V85H172ZM174 87H176V89H177V85L175 86V84H174ZM174 87H173V89H174ZM206 87V86H205ZM204 87V85H203V87H202V89H204L205 88ZM225 87V86H224ZM89 88V87H88ZM162 88V87H161ZM215 88V87H214ZM2 89V88H1ZM5 89H7V88H5ZM95 89H96V87H95ZM95 89H94V91H95ZM163 89V88H162ZM168 89V88H167ZM186 89V88H185ZM229 89H231V88H229ZM48 90V89H47ZM57 90V89H56ZM146 90V91H147ZM161 90V89H160ZM175 90V89H174ZM198 90H199V87H198ZM207 90L208 89H206V92H207ZM52 91V90H51ZM99 91V90H98ZM164 91V90H163ZM194 91V90H193ZM196 91H197V88H196ZM195 91V92H196ZM27 92V91H26ZM80 92V93H81ZM101 92H102V89H101ZM112 92V93H111ZM161 93H162V90L160 91ZM166 92V91H165ZM171 92V91H170ZM170 92H168L169 94L167 95V97L164 95V97H162V102L163 103H166L167 104V101H168V104L167 105H164V106H168L169 105V101H172L171 103V105H172V107H173V102L174 103H176V101H174V99L176 98L175 96H176V94L175 95H173V97L171 98V96L172 95H170ZM179 92V91H178ZM185 92V91H184ZM198 92V91H197ZM199 92H200V90H199ZM199 92H198V96H200L199 95ZM8 93V92H7ZM22 93H23V91H22ZM28 93V92H27ZM67 93V92H66ZM83 93H81V94H83ZM106 93V94H105ZM153 93L155 94V91H153ZM167 93V92H166ZM209 93V92H208ZM43 94V93H42ZM74 95H75V93H73ZM99 94H100V91H99ZM107 94H109V95H107ZM112 94V95H111ZM160 94V93H159ZM200 94H202V92H200ZM211 94V93H210ZM209 94V95H210ZM248 94V93H247ZM0 95H1V91H0ZM23 95V94H22ZM146 95H147V93H146ZM156 95L158 96V94H157V92H156ZM184 95V94H183ZM186 95V94H185ZM248 95H250V94H248ZM18 96V95H17ZM83 96V95H82ZM159 96H162L161 94L159 95ZM168 96H169V98L170 99H168ZM179 96V95H178ZM188 96V95H187ZM204 96H205V93H204ZM203 96V97H204ZM215 96L216 95H214V99H215ZM240 96V95H239ZM247 96V95H246ZM3 97H4V95H3ZM34 97V96H33ZM38 97V96H37ZM147 97V96H146ZM185 97V96H184ZM201 98H202V95L200 96ZM212 98H213V96H211ZM232 97V96H231ZM247 97H249V96H247ZM29 98V97H28ZM152 98V97H151ZM151 98H150V100H151ZM158 97H156L155 98V101H156V99H157ZM159 98H161V97H159ZM225 98V97H224ZM230 98V97H229ZM252 98V97H251ZM6 100H7V98H5ZM16 99V98H15ZM23 99V98H22ZM32 99V98H31ZM49 99V98H48ZM112 99H114V100H116V101H118V103L116 104L115 102H114V100H112ZM206 99V98H205ZM204 99V100H205ZM218 99H219V97H218ZM8 100H9V98H8ZM30 100V99H29ZM28 100V101H29ZM33 100V99H32ZM51 100V99H50ZM110 100L115 104V105H113L111 102H110ZM161 100H160V102H161ZM183 101H184V99H182ZM187 100V99H186ZM227 100H228V97H227ZM231 100V99H230ZM250 100V99H249ZM26 101H27V99H26ZM39 101V100H38ZM40 101H41V99H40ZM68 101V100H67ZM177 101H178V103H179V101L180 100H178L177 99ZM190 101V100H189ZM193 101V100H192ZM207 101H209V99L207 100ZM211 101V100H210ZM217 101V100H216ZM222 101V100H221ZM32 102V101H31ZM30 102V103H31ZM36 102H37V100H36ZM45 102L46 103H48L47 101H46V99H45ZM52 102V101H51ZM158 102V101H157ZM182 102V101H181ZM187 102V104H188V101H186ZM203 102H205V101H203ZM215 102V101H214ZM219 102H220V100H219ZM228 102V101H227ZM10 103V102H9ZM155 103V102H154ZM183 103V102H182ZM181 103V104H182ZM192 103V102H191ZM208 103H211V102H208ZM218 103V102H217ZM229 103V102H228ZM5 104V103H4ZM38 104V103H37ZM54 104V103H53ZM160 104V103H159ZM180 104V103H179ZM194 104H196V102H194ZM200 104H201V102H200ZM31 105V104H30ZM33 105V104H32ZM43 105V104H42ZM87 105V104H86ZM157 105V104H156ZM183 105H185V103L183 104ZM230 105H232V104H230ZM6 106H7V104H6ZM11 106H12V104H11ZM35 106V109H36V105H34ZM79 106H80V104H79ZM195 106V105H194ZM207 106V105H206ZM208 106H210V105H208ZM212 106V105H211ZM45 107H46V105H45ZM63 107V106H62ZM68 107V106H67ZM152 107V109L153 108H155V107H153V106H151ZM161 107V106H160ZM159 107V110H161V108ZM178 106H176V108H177ZM188 107V106H187ZM187 107H184V111H185V108H186V110H188V108ZM189 107H190V105H189ZM196 107H198L199 108V105H198V103H197V105H196ZM214 107V106H213ZM13 108V107H12ZM80 108V107H79ZM157 108H158V106H157ZM167 108V107H166ZM174 108V107H173ZM173 108H172V110H173ZM175 108V109H176ZM180 108H181V106H180ZM190 108H192V107H190ZM197 108V109H198ZM227 108V107H226ZM3 109H4V107H3ZM14 109V108H13ZM22 109V108H21ZM64 109V108H63ZM73 109V108H72ZM75 109V108H74ZM169 109V108H168ZM181 109H183V107L181 108ZM194 109V108H193ZM204 109V108H203ZM214 109H215V107H214ZM19 110V109H18ZM41 110V109H40ZM156 110V109H155ZM170 110V109H169ZM179 110V109H178ZM216 110V109H215ZM230 110H231V108H230ZM5 111V110H4ZM33 111V110H32ZM153 111V110H152ZM157 111V110H156ZM189 111V110H188ZM222 111V110H221ZM12 112V111H11ZM20 112V111H19ZM36 112V111H35ZM34 112V113H35ZM76 112V111H75ZM150 112L152 113V114H150ZM159 112V111H158ZM158 112L156 113V114H158ZM162 114L164 115V111L162 110ZM168 112V115H169V111H167ZM173 112H174V110H173ZM178 112V111H177ZM186 112V111H185ZM198 112H199V110H198ZM198 112H197V114L196 115H199L198 114ZM206 112V111H205ZM212 112H213V109H212ZM33 113V114H34ZM56 113V112H55ZM176 113V112H175ZM174 113V114H175ZM203 113H204V111H203ZM209 112H207V114H208ZM15 114V113H14ZM22 114V113H21ZM155 114V113H154ZM167 114V113H166ZM180 114V113H179ZM193 114H195V113H193ZM57 115V114H56ZM181 115H182V112H181ZM196 115H195V119H196ZM203 115H205V114H203ZM212 115V114H211ZM226 115V114H225ZM16 116V115H15ZM48 116V115H47ZM63 116H64V114H63ZM97 116V115H96ZM99 116V117H100ZM172 116H173V114H172ZM208 116H210V114L208 115ZM213 116H215L214 114H213ZM1 117V116H0ZM34 117V116H33ZM155 117H156V115H155ZM157 117H158V115H157ZM159 117H161V115L159 116ZM171 117V116H170ZM200 117V119H199V121H198V123H200V120H201V122L202 123H204L205 125H206V121H204V119H201V116H199ZM204 117H207V116H204ZM226 117V116H225ZM4 118H5V116H4ZM22 118V117H21ZM25 118V117H24ZM60 118L62 119V117L60 116ZM120 118H122V119H124V120H122L121 122H119L120 121ZM154 118V117H153ZM203 118V117H202ZM208 118V117H207ZM207 118H206V120H207ZM217 118V117H216ZM23 119V118H22ZM61 119H60V121H61ZM80 119V118H79ZM118 119H119V121H118ZM157 119H159V118H157ZM68 120H69V118H68ZM77 120V119H76ZM175 122H174V121ZM209 120V119H208ZM207 120V121H208ZM17 121V120H16ZM19 121V120H18ZM26 121V120H25ZM51 121H53V120H51ZM66 121V120H65ZM169 121H170V118H169ZM204 121V122H203ZM216 121V120H215ZM4 122V121H3ZM14 122V121H13ZM102 122V123H101ZM168 122V121H167ZM227 122V121H226ZM228 122H229V119H228ZM8 123V122H7ZM18 123V122H17ZM25 123V122H24ZM45 123V122H44ZM43 123V124H44ZM97 123V124H96ZM185 123V122H184ZM190 123V122H189ZM209 123H210V121H209ZM209 123H207L208 125H209ZM218 123H219V121H218ZM14 124V123H13ZM23 124V123H22ZM128 124V125H127ZM191 124V123H190ZM203 124V125H204ZM227 124V123H226ZM229 124V123H228ZM12 125V124H11ZM15 125V124H14ZM13 125V126H14ZM53 125L54 126H50L51 128L53 127V134H51V132H52V130H49V128H48V131H49V133H50V138H51V140L53 141V143H51L52 144V146L54 147L55 146V142L57 141V135H58V133H56L57 135H55L54 133L55 132H57V130H58V128H57V125H55L54 123H53ZM75 125H76V123H75ZM78 125V124H77ZM194 125V126H195ZM204 125V126H205ZM0 126H1V124H0ZM9 126V125H8ZM26 126V125H25ZM28 126V125H27ZM37 126H38V124H37ZM121 126H119L120 128H121ZM114 127V126H113ZM206 127H212L211 125H209V126H206ZM205 127V128H206ZM230 127V126H229ZM15 127H13V129H14ZM33 128V127H32ZM79 128V127H78ZM4 129V128H3ZM11 129V131H12V128H10ZM27 129V128H26ZM39 129V128H38ZM38 129H35V134H37L36 133V130H38ZM115 129H117V128H115ZM129 130H130V128H128ZM189 129V128H188ZM227 129V128H226ZM231 129V128H230ZM29 130V129H28ZM60 131H61V134L63 133L62 132V130L61 129H59ZM79 130V129H78ZM122 130V129H121ZM174 132H173V131ZM215 130V129H214ZM213 130V131H214ZM11 131H10V133H11ZM14 131V130H13ZM40 131V130H39ZM118 131H119V128H118ZM125 131V130H124ZM205 131V132H204ZM210 131V130H209ZM3 132V131H2ZM66 132V131H65ZM73 132V131H72ZM81 132V131H80ZM106 132H107V134H106ZM211 132V131H210ZM218 131L216 130L215 132H213L214 134L215 133H217ZM15 133V132H14ZM26 133V132H25ZM31 133H32V131H31ZM41 133V132H40ZM88 133V132H87ZM124 133V132H123ZM143 134L144 136H145V142L144 141H142V137H140L139 136V134ZM209 133V132H208ZM213 133L211 134V133H209V135L211 134V136H213ZM2 134V133H1ZM27 134V133H26ZM81 134V133H80ZM79 134V135H80ZM94 134V135H95ZM106 134V135H105ZM115 134H116V132H115ZM219 134V133H218ZM10 135V134H9ZM59 135H60V132H59ZM58 135V136H59ZM71 135H72V133H71ZM77 135V134H76ZM79 135L77 136L78 137V139H79ZM176 135H177V137H176ZM36 136V135H35ZM34 136V138H36ZM47 136L49 137V135H48V133H47ZM64 136V135H63ZM81 136H82V134H81ZM96 136V135H95ZM95 136L93 137V138H95ZM13 137V136H12ZM28 137V136H27ZM39 137H40V135H39ZM48 137H46V132H45V137L44 138H47L48 139ZM65 137H66V135H65ZM75 137V136H74ZM83 137V136H82ZM100 137V138H101ZM106 137V138H105ZM218 137H220V135H218ZM50 138H49V140H50ZM60 138H61V136H60ZM59 138V139H60ZM70 138H71V136H70ZM110 138H112V137H110ZM109 138V139H110ZM176 138H177V141L179 140V142H178V144L176 145ZM7 139V138H6ZM20 139V138H19ZM38 140H40L39 138H37ZM81 139V138H80ZM79 139V140H80ZM84 139V138H83ZM87 137H86V139H84V140H86V142L88 143V141H87ZM96 139V138H95ZM99 139V138H98ZM119 139H120V137H119ZM62 140H63V138H62ZM74 139H72V141H73ZM89 140V139H88ZM114 140V139H113ZM213 140H212V142H213ZM217 140H218V138H217ZM217 140H215V142L217 141ZM222 140H223V138H222ZM229 140H230V138H229ZM29 141V140H28ZM31 141V140H30ZM96 141V140H95ZM94 141V142H95ZM1 142V141H0ZM51 142V141H50ZM79 142V141H78ZM6 143V142H5ZM38 143V142H37ZM66 143V142H65ZM90 143V142H89ZM106 143H108L107 141H106ZM181 143V144H180ZM9 144V143H8ZM17 144V143H16ZM29 144V143H28ZM49 144V143H48ZM54 144V145H53ZM70 144V143H69ZM97 144V143H96ZM98 144H100V143H98ZM218 144H219V142H218ZM224 144V143H223ZM23 145V144H22ZM45 145V144H44ZM70 145H72V144H70ZM77 145V144H76ZM88 145V144H87ZM105 145V148H106V144H104ZM180 145V146H179ZM213 145H216V144H214L213 143ZM30 146H31V143H30ZM103 146V145H102ZM113 146V145H112ZM114 149H115V151H117V149H116V146H117V143L116 144H114ZM130 146V147H129ZM134 146H133V149H134ZM222 146V145H221ZM37 147V146H36ZM56 147V146H55ZM90 146H88V148H89ZM26 148V147H25ZM35 147H33V149H34ZM50 147H48V149H49ZM56 148H59V147H56ZM79 148V147H78ZM104 148V147H103ZM113 148V147H112ZM36 149V148H35ZM51 149V148H50ZM87 149V148H86ZM96 149H98V147L96 148ZM191 149H193V147L191 148ZM5 150V149H4ZM109 150H111L110 148H109ZM136 150H137V148H136ZM144 150V151H145ZM150 150V151H151ZM225 150V149H224ZM37 151H38V149H37ZM37 151H36V153H34V154H31L30 156H29V154L27 155V156H29L28 158L29 159H27L26 161H24L23 163H19V165H17L15 162V165L16 166H19V168L17 169V167H16V171L13 173V175L11 176V178L9 177V178H7V179H9V183H13V185L15 184L16 186L17 185H19V187H26V185H29L31 188H29L30 189V192H31V190H34L35 192H36V189H39V190H42L44 187H49L50 189H52V191H55L56 192V194L57 193H60L61 194V192H62V194H63V191L61 190V187H62V182L64 183V181L66 180V178H67V174L65 173V171L66 170H63L64 171V173L66 174V178L63 176L64 174H63V172H62V170H60L59 171V169H58V166L57 165H55V166H57V169H58V171L57 170H51L50 169V167H49V165H51V161H53V160H51V159H53V157H51V155H49V158H50V162L49 161H47V160H49V158L47 159L46 158V156H45V154L46 153H48V154H50L49 153V151L47 152V150H46V153H41V152H39V153H37ZM52 151H53V148H52ZM108 151V150H107ZM106 151V152H107ZM139 151H140V153H141V150L139 149ZM33 152H34V150H33ZM80 152V151H79ZM102 152V151H101ZM147 152H149L148 150H147ZM54 153V156H55V153H56V149H55V151L53 152ZM52 153V154H53ZM98 153V152H97ZM110 153V152H109ZM108 153V154H109ZM113 153V152H112ZM116 153V152H115ZM114 153V154H115ZM135 153H137V155L139 154V156L141 155L140 153H138V152H135ZM179 153V152H178ZM210 153H211V155H210ZM1 154V153H0ZM59 154H60V152H59ZM100 154V153H99ZM125 154L126 153H124V156H125ZM180 154V155H181ZM88 155V154H87ZM98 155V154H97ZM136 155V156H137ZM144 155V154H143ZM142 155V156H143ZM146 155H148V156H151V155H153V153H151V154H146V152H145V155L144 156H146ZM178 155V154H177ZM179 155V156H180ZM23 156V155H22ZM44 156V157H43ZM114 156V155H113ZM132 156H134V153H130V154H128V156H127V158L129 157V161H131L133 158H132ZM139 156H137V158L139 157ZM141 156V157H142ZM96 157V156H95ZM104 157V156H103ZM106 157H107V155H106ZM155 157V156H154ZM158 157V156H157ZM173 157V156H172ZM171 157V158H172ZM1 158H2V155H1ZM0 158V161L2 160ZM9 158V157H8ZM8 158H6V157H3V161H4V159H6V161H4V164H5V166H4V164H2V161H1V167H2V169L1 170H4L3 168L4 167H6L7 166V160H8ZM46 158V159H45ZM55 158V157H54ZM64 158V157H63ZM111 158H112V156H111ZM132 158V159H131ZM146 158H147V156H146ZM145 158V159H146ZM187 158V157H186ZM217 158V157H216ZM221 158V157H220ZM56 159V158H55ZM141 160H142V158H140ZM139 159V160H140ZM155 159H156V157H155ZM155 159H149V157H148V159H146L147 161H146V163H147V166L148 167H150L151 169H154V173H156L157 174V169L158 170H160V171H163L164 172V169H163V167H160V166H158V165H156V163H157V159L155 160ZM191 159V158H190ZM19 160V159H18ZM93 160H94V158H93ZM103 160V159H102ZM128 160V159H127ZM126 160V161H127ZM135 160V159H134ZM140 160V161H141ZM172 160V159H171ZM219 160V159H218ZM87 161V160H86ZM224 161V160H223ZM6 162V163H5ZM18 162V161H17ZM81 162V161H80ZM105 162V161H104ZM113 162V161H112ZM120 162H121V160H120ZM133 162V161H132ZM144 162V161H143ZM161 162H162V160H161ZM50 163V164H49ZM55 163V162H54ZM69 163V162H68ZM72 163V162H71ZM100 163H103V162H100ZM126 163V162H125ZM216 163V162H215ZM225 163V162H224ZM49 164V165H48ZM109 164V163H108ZM117 164V163H116ZM137 163H133V164H131V167H132V172H133V174H132V177L130 178L129 177V179H131V181H129L128 180V178H127V180L130 182V184H131V182H134V183H132L133 184V186L135 185V187H134V189L137 191V194H138V197L142 200H140L141 202V204H142V202H143V205H142V207H141V213H142V217H141V219L144 221H141V219H140V221L141 222H143V223H145V232H146V235L145 236H142L141 235V233L139 232V235L140 236H138L137 238H133V237H131L132 238V240H131V242H128V240L126 239V241H123L124 243L126 242H128V244L130 245V250H132V252H133V254H134V256H135V258H136V260H137V262H138V264H186L185 263V261H184V259L182 258V256H184L185 255V253L187 254V252H186V250L187 251H189L188 250V248H186V246H189V242L188 241H191L190 239H187V241H186V244H187V242H188V244L185 246L184 245V243L182 244V245H184V248H182L181 246H179L178 245V243H181L180 241H181V239H180V235H181V232H180V227H179V225H178V223H177V221H176V219L178 220L179 218H181L182 219V216L184 215L183 214V212L185 211V209H184V211L183 212H181L183 209L180 207V206H182L183 204H188V203H190V200L192 199L193 201L195 200V202H194V204H197V206H198V204L199 203H197V199H195L194 198V195L193 194H190L189 193V196L190 195H192V198H191V196H190V198H189V196L187 197V198H185V197H183L186 193H187V189H188V186L187 187H184L185 188V190H183V192H182V190L180 191L179 190V193L181 192L182 193V195H183V193H184V195L183 196H178V195H176V193H177V191H175V193L173 192H170L171 191V189H170V191H168L169 193H167V194H165V193H163L162 191H163V189H162V191L160 192V194H159V196H158V193H156V195L157 196H153V195H151V192L150 193H148V191H149V189H151V186L154 184V186L153 187H156V188H162V186H164V184L163 185H161V184H159V181H160V179H159V181H158V178H155V176H152V178L154 177V179H155V182L156 183H158V186H157V184H155V183H152L150 180L152 179L151 178V176L149 177V178H151V179H148V178H146L145 176H146V174H145V176H144V173L142 174V173H140L139 171H137L134 167L135 166H137L136 165ZM158 164V163H157ZM162 164V163H161ZM167 164V163H166ZM166 164H165V166H166ZM211 164H212V170H213V162H211ZM14 165V166H15ZM48 165V166H47ZM123 165H124V161H123ZM122 165V166H123ZM205 165H207V166H205ZM4 166V167H3ZM53 166V165H52ZM51 166V167H52ZM121 166V165H120ZM163 166V165H162ZM224 166H226V164L224 165ZM8 167V166H7ZM9 167H10V165H9ZM8 167V168H9ZM79 167V166H78ZM94 167V166H93ZM231 167V166H230ZM12 168H14V167H11L10 169H12ZM121 168V167H120ZM125 168V167H124ZM166 168V167H165ZM218 168H220V167H218ZM222 168V167H221ZM15 169V168H14ZM53 169H56V167H53ZM108 169H112L111 167L110 168H108ZM127 169V168H126ZM156 169V170H155ZM215 169V168H214ZM6 170V169H5ZM116 170H117V168H116ZM122 170V169H121ZM170 170V169H169ZM224 170V169H223ZM234 170H235V168H234ZM7 171H8V169H7ZM91 171V170H90ZM96 171H98V170H96ZM96 171H95V175H94V179H92V181H90L91 182V184H89L91 187H89V188H92V192L94 191V193H95V196H93V199L95 200V202H96V206H93V210L95 211V212H100V209H102V206H103V209L106 207V206H110L111 204L110 203H112V207H113V203H116L115 204V208L114 209H116V205L117 204H119L118 202L120 201L121 202V200L123 201V199L125 200L126 198H125V196H124V194H123V196H122V198H121V195H122V190H124V187L123 188H121V186L123 185H121V183L119 184V179L117 180V178H116V174H114L115 175V178H114V176L111 174V172H110V174H111V176L112 177H109V175H106V171L105 170H100V171H98V173H96ZM108 171V170H107ZM110 171V170H109ZM127 171V170H126ZM192 171V170H191ZM218 171V170H217ZM1 172V171H0ZM12 172V170L10 171V173ZM70 172H71V170H70ZM94 172V171H93ZM225 172V171H224ZM9 173V174H10ZM89 173V172H88ZM92 173V172H91ZM118 173H119V171H118ZM127 173V172H126ZM130 173V172H129ZM167 172L165 171V173L163 174V176L162 175H160V177L162 178H166L167 176H168V174H166ZM174 173V172H173ZM221 173V172H220ZM158 174H159V172H158ZM211 174H212V172H211ZM0 175H1V173H0ZM6 175V174H5ZM85 175V174H84ZM90 175V174H89ZM89 175H87V176H89ZM92 175V174H91ZM90 175V176H91ZM164 175L166 176V177H164ZM209 175H210V173H209ZM213 175V174H212ZM10 176V175H9ZM70 176V175H69ZM93 176V175H92ZM171 176H173V175H171ZM180 176V175H179ZM186 176H187V174H186ZM191 176V175H190ZM207 176V175H206ZM211 176V175H210ZM216 176V175H215ZM8 177V176H7ZM118 177V176H117ZM120 177V176H119ZM125 177V176H124ZM1 178H2V176H1ZM3 178H4V176H3ZM71 178H73L72 177V174H71ZM183 178V177H182ZM214 178V177H213ZM115 179V180H114ZM171 179V178H170ZM197 179L199 180V178L197 177ZM73 180L74 181H76L74 178H73ZM116 180L118 181V183L116 184V185H114L115 183H116ZM182 180V179H181ZM184 180V179H183ZM185 180H186V178H185ZM191 180V179H190ZM200 180H201V178H200ZM211 180H212V178H211ZM87 181V180H86ZM171 181V180H170ZM205 181V180H204ZM1 182L3 183V180H1ZM0 182V183H1ZM114 182V183H113ZM127 182V181H126ZM165 182H166V180H165ZM192 182V181H191ZM209 182V181H208ZM213 182V181H212ZM66 183V182H65ZM68 183H69V180H68ZM114 185V187L112 188V189H110V187L109 188H107L108 187V185L107 184H109L111 187L113 186L112 184ZM152 183V184H151ZM186 183V182H185ZM215 183H216V180H215ZM191 184V183H190ZM213 183H211V185H212ZM1 185L2 184H0V187H1ZM10 185V184H9ZM71 185V184H70ZM106 185V186H105ZM126 185V184H125ZM124 186V185H123ZM180 186V185H179ZM219 186V185H218ZM5 187V186H4ZM126 187V186H125ZM131 187V186H130ZM166 187V186H165ZM198 187H199V185H198ZM209 187V186H208ZM3 188V187H2ZM87 188H88V185H87ZM115 188V189H114ZM129 188V187H128ZM174 188V187H173ZM184 188H181V189H184ZM191 188H192V186H191ZM201 188V187H200ZM211 188L213 189V188H215V187H213V186H211ZM120 189H121V191H120ZM130 189H132V187L130 188ZM167 189L169 190V188L167 187ZM179 189V188H178ZM211 189V190H212ZM14 190V189H13ZM160 190V189H159ZM174 190H175V188H174ZM201 190H202V188H201ZM214 190V189H213ZM221 190H223V189H221ZM15 191V190H14ZM24 191V190H23ZM51 191V192H52ZM86 191V190H85ZM90 191H91V189H90ZM90 191H89V194H90ZM129 191V190H128ZM190 191H192V190H190ZM204 191H205V189H204ZM210 191V190H209ZM12 192V191H11ZM17 192H18V190H17ZM28 192V191H27ZM88 192V191H87ZM86 192V194H88ZM195 192V191H194ZM197 192H198V190H197ZM224 192V191H223ZM33 193V192H32ZM37 193V192H36ZM49 193V192H48ZM136 193V192H135ZM214 193V192H213ZM26 194V193H25ZM35 194V193H34ZM54 194V193H53ZM56 194H55V197H56ZM82 194V193H81ZM88 194V195H89ZM154 194V193H153ZM173 194H175L174 196H173ZM10 195H11V193H10ZM15 195V194H14ZM52 195V194H51ZM93 195V194H92ZM92 195H90V197L92 196ZM127 195H129V194H127ZM180 195V194H179ZM188 195V193L185 195V196H187ZM198 195V194H197ZM213 195V194H212ZM216 195V194H215ZM241 195V194H240ZM54 197V198H55ZM62 197V196H61ZM129 197V196H128ZM199 197V196H198ZM216 197V196H215ZM223 197V196H222ZM82 198V197H81ZM83 198H84V196H83ZM92 198V197H91ZM243 198V197H242ZM56 200H57V198H56ZM61 200V199H60ZM66 200V199H65ZM84 199H82V201H83ZM197 200V201H196ZM74 201V200H73ZM78 201V200H77ZM87 201V199L85 200V202ZM127 201H128V199H127ZM204 201H205V199H204ZM219 201H220V199H219ZM229 201V200H228ZM30 202H31V200H30ZM29 202V203H30ZM69 202V201H68ZM72 202V201H71ZM81 202V201H80ZM88 202L89 201H87V205L89 206V204H88ZM90 202H91V200H90ZM93 202V201H92ZM131 202H132V200H131ZM192 202V201H191ZM199 202V201H198ZM8 203V202H7ZM20 203H22L21 201H20ZM129 203V205L126 203V207H130V202H128ZM219 203V202H218ZM67 204V203H66ZM70 204V203H69ZM83 204H85V203H83ZM110 204V205H109ZM132 204V203H131ZM138 204H139V202H138ZM140 204V205H141ZM193 204V203H192ZM203 204H205V203H203ZM220 204V203H219ZM19 205V204H18ZM52 205V204H51ZM74 205V204H73ZM79 205V204H78ZM86 205V204H85ZM95 205V204H94ZM200 205V204H199ZM88 206H87V208H88ZM119 206V205H118ZM192 206V205H191ZM203 205H201V207H202ZM235 208H238V207H240V206H238V204L236 203L235 204ZM9 207V206H8ZM54 207V206H53ZM81 207V206H80ZM79 207V208H80ZM90 207V206H89ZM111 207V208H112ZM125 207V208H126ZM133 207V206H132ZM138 207L139 206H137V209H138ZM139 207V208H140ZM229 207H230V205H229ZM76 208H77V206H76ZM86 208V209H87ZM119 208V207H118ZM117 208V209H118ZM125 208H124V211H125ZM135 208V207H134ZM181 208V209H180ZM188 208V207H187ZM191 208V207H190ZM192 208H193V206H192ZM72 209V208H71ZM78 209V208H77ZM77 209H76V211H77ZM83 209H85V208H83ZM83 209H82V211H83ZM116 209V210H117ZM120 209V208H119ZM127 209V208H126ZM204 209V208H203ZM30 210V209H29ZM74 210H75V208H74ZM91 210V209H90ZM90 210L88 211V212H90ZM106 210H107V208H106ZM130 210V209H129ZM133 210V209H132ZM131 210V211H132ZM135 210H136V208H135ZM188 210H189V208H188ZM188 210H186L185 211V213L188 211ZM193 210H194V208H193ZM26 210H24V212H25ZM33 211V210H32ZM69 211H70V209H69ZM80 211V210H79ZM78 211V212H79ZM81 211V212H82ZM108 211H109V209H108ZM110 211H111V209H110ZM109 211V213H111ZM73 212V210L72 211H70V214ZM75 212V211H74ZM78 212H77V215H78ZM86 212V211H85ZM95 212H94V214H95ZM114 212H115V210H114ZM120 212V211H119ZM119 212H117V214L119 213ZM190 212V211H189ZM192 212V211H191ZM190 212V213H191ZM22 213V212H21ZM17 214V216H16V219H19V222H18V225H19V227H20V232L22 233V235H23V238H25V240L27 241V242H31V239H32V237H31V233H32V231H31V228L28 226V224H26L23 220H22V214ZM91 213V212H90ZM89 213V214H90ZM107 213V212H106ZM129 213V212H128ZM138 213H140V211H138ZM188 213V212H187ZM204 213V212H203ZM206 213V212H205ZM249 213V212H248ZM1 214V213H0ZM26 214V213H25ZM25 214H23L24 216H25ZM48 214V213H47ZM64 214H66V213H64ZM73 214V213H72ZM79 214H80V212H79ZM84 214V213H83ZM88 214V215H89ZM75 215V214H74ZM96 215V214H95ZM97 215H98V213H97ZM97 215L96 216H93L94 218L96 217V219L98 218L97 217ZM102 215V214H101ZM106 215V214H105ZM114 215V214H113ZM70 216H72V215H70ZM91 216V214L89 215V216H83V215H81L80 214V216H76V218H75V220L73 221L72 220V223L70 222V228H69V231L66 233L65 232V234H66V238H65V240H64V238L62 237L61 238V240H62V243L61 244H59V245H57V251H59V257H60V259H61V261L63 262V264H103V263H108V261L107 262H105L106 261V258H107V256H109L108 254L106 255L105 254V252H106V250H105V248H107V247H105V246H103L102 245V241L101 240H99L100 241V243H99V241H97V239L99 238V236H98V234L101 236L102 235V237H104V239H102L103 241L105 240V237H107L108 236V234H110L109 236L111 237V239H112V236H111V232L113 231L112 230V227L114 226V225H111L113 222H114V219L111 217V216H108V217H105V216H102V218H104L105 217V219H102L101 220V223H98L99 225L97 226V225H95V226H91L90 225V220H92L93 219V217ZM99 216V215H98ZM69 217V216H68ZM119 217V216H118ZM32 218V217H31ZM91 218V219H90ZM101 218V217H100ZM116 218V217H115ZM138 218V217H137ZM194 218V217H193ZM1 219V218H0ZM8 219V218H7ZM15 219V220H16ZM50 219V218H49ZM96 219H94L95 221H96ZM119 219V218H118ZM5 220V219H4ZM3 220V221H4ZM137 220V219H136ZM197 220V219H196ZM2 221V220H1ZM33 221H34V218H33ZM36 221V220H35ZM38 221V220H37ZM71 221V220H70ZM94 221V222H95ZM237 221V220H236ZM123 222V221H122ZM186 222V221H185ZM239 222V221H238ZM116 223H118V222H116ZM205 223V222H204ZM3 224H6V223H3ZM120 224V223H119ZM118 224V225H119ZM123 224H124V222H123ZM202 224V223H201ZM2 225V224H1ZM190 225V224H189ZM196 225V224H195ZM205 225V224H204ZM64 226V225H63ZM67 226V225H66ZM144 226V225H143ZM11 227V226H10ZM40 227V226H39ZM42 227H43V225H42ZM46 227H48V226H46ZM52 227V226H51ZM141 227V226H140ZM229 227L231 228V226L229 225ZM240 226H238V228H239ZM53 228V227H52ZM60 228V227H59ZM110 228H111V230H110ZM123 228H125V227H123ZM183 228V227H182ZM219 228V227H218ZM32 229H35V230H37V233H40V234H42L41 232H43L42 231V229L43 228H32ZM49 229V228H48ZM120 229V228H119ZM118 229V230H119ZM192 229V228H191ZM117 230V229H116ZM117 230V231H118ZM214 230V229H213ZM217 230V229H216ZM240 230V231H239ZM239 230L238 231H235V233H234V231L232 232L233 233V235L229 238L230 240H231V242L229 243V242H227V245H226V249H225V255H224V251H223V253L221 254V257L219 256L217 259H216V261L218 260V259H220V261L222 262L221 264H252V260H251V250H250V246H249V241L247 240V236L245 235V234H243V230H241L240 228H239ZM10 231H11V229H10ZM109 231H110V233H109ZM221 231H222V229L220 230V233H221ZM114 232V231H113ZM113 232H112V234H113ZM142 232V231H141ZM187 232V231H186ZM190 232V230L188 231V237H190L189 236V233ZM197 232V231H196ZM247 232V231H246ZM195 233V232H194ZM207 233V232H206ZM231 233V234H232ZM46 234V233H45ZM61 234V233H60ZM16 235V234H15ZM55 235V234H54ZM62 235H63V232H62ZM117 235V234H116ZM192 235V234H191ZM248 235V234H247ZM250 235V234H249ZM34 236V235H33ZM50 236V235H49ZM98 236V237H97ZM142 236V237H141ZM219 236H221L219 233H218V231H215L214 233H213V238L214 239H216V238H218ZM12 237V236H11ZM15 237V236H14ZM51 237V236H50ZM102 237H100V238H102ZM124 237V236H123ZM128 237V236H127ZM36 238V237H35ZM114 238V237H113ZM192 238H193V236H192ZM256 238V237H255ZM121 239V238H120ZM10 240V239H9ZM54 240H55V238H54ZM59 240V239H58ZM180 240V241H179ZM198 240V239H197ZM220 240V239H219ZM257 240V239H256ZM35 241H36V239H35ZM40 241V240H39ZM94 241V242H93ZM106 241H108V239H106ZM122 241V240H121ZM183 241V240H182ZM11 242H13V241H11ZM37 242V241H36ZM200 242V241H199ZM214 241H212V243H213ZM1 243V242H0ZM44 243V242H43ZM46 243H47V241H46ZM215 243V242H214ZM4 244V243H3ZM15 244V243H14ZM22 244V243H21ZM20 244V245H21ZM25 244V243H24ZM101 244V245H100ZM103 244H105V243H103ZM193 244V243H192ZM204 244V243H203ZM26 245H27V243H26ZM37 245V244H36ZM44 245V244H43ZM30 246V245H29ZM179 246V247H178ZM200 246V245H199ZM16 247H17V245H16ZM105 247V248H104ZM110 247H112V246H110ZM110 247H109V249H110ZM126 247H128L127 245H126ZM126 247H124V248H126ZM53 248V247H52ZM123 248V249H124ZM180 248H182L181 249V251H180ZM185 248H186V250H185ZM220 248V247H219ZM120 249V248H119ZM189 249H191V248H189ZM221 249V248H220ZM36 250V249H35ZM182 250L184 251V252H182ZM197 250H198V248H197ZM1 251V250H0ZM27 251V250H26ZM182 252V255L180 254V252ZM194 251V250H193ZM199 251L201 252V250L199 249ZM125 252V251H124ZM203 252V251H202ZM34 253V252H33ZM189 253H190V251H189ZM188 253V254H189ZM197 253V255H198V251L196 252ZM129 254V253H128ZM200 254V253H199ZM196 255V254H195ZM206 255V254H205ZM204 255V256H205ZM224 255V256H223ZM17 256V255H16ZM134 256H132L133 258H134ZM29 257H30V255H29ZM115 257V256H114ZM187 257V256H186ZM185 257V258H186ZM193 257V256H192ZM259 257V256H258ZM14 258H15V255H14ZM39 258V257H38ZM50 258V257H49ZM52 258V257H51ZM119 258V257H118ZM125 258V257H124ZM124 258H123V261H125V263H126V260L127 259H125L124 260ZM189 258V257H188ZM201 258H202V255H201V257H200V259L199 260H201ZM205 257H203L202 259L203 260H206L207 262H208V259H209V257L207 256V258H205ZM255 258V257H254ZM40 259V258H39ZM46 260V259H45ZM53 260H55V259H53ZM57 260H58V258H57ZM190 260V259H189ZM188 260V261H189ZM210 260V259H209ZM30 261V260H29ZM115 261V260H114ZM130 261V260H129ZM219 261V260H218ZM264 261V260H263ZM1 262V261H0ZM53 262V261H52ZM128 262V261H127ZM190 262V261H189ZM196 262H197V260H196ZM3 263V262H2ZM54 263H56V262H54ZM57 263H58V261H57ZM60 263V262H59ZM111 262H109V264H110ZM135 263V262H134ZM210 263V262H209ZM215 263V262H214ZM219 263V262H218ZM128 264V263H127Z\"/></svg>",
    "mask_w": 264,
    "mask_h": 264
}]
</instances>
